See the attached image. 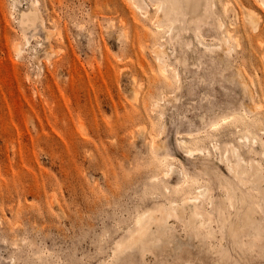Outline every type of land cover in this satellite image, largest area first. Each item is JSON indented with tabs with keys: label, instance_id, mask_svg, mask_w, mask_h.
<instances>
[{
	"label": "rangeland",
	"instance_id": "1",
	"mask_svg": "<svg viewBox=\"0 0 264 264\" xmlns=\"http://www.w3.org/2000/svg\"><path fill=\"white\" fill-rule=\"evenodd\" d=\"M14 1L0 0V264H122L133 256L140 264H264V182L240 183L231 151L236 145L264 175V46L251 39L245 20L250 7L264 26V5L214 0L239 36L229 45L233 66L223 73L200 61V40L219 42L212 32H199L200 39L186 33L192 44L185 46L188 40L168 35L171 19L155 28L158 0H145V10L133 0ZM36 1L39 19L23 27L19 12ZM159 42L171 55L167 73L155 59ZM173 51L188 56L186 73ZM177 70L184 92L173 101ZM237 70L251 100L233 80ZM155 100L164 114L153 110ZM190 134L199 136L203 154L188 156L180 146ZM243 135L258 142L240 143ZM169 161L175 168L165 178ZM205 162L225 186L201 171ZM197 186L210 196L201 208L203 240L173 213L171 243L122 258L118 245L142 213L180 203L184 190L195 195Z\"/></svg>",
	"mask_w": 264,
	"mask_h": 264
},
{
	"label": "bare ground",
	"instance_id": "2",
	"mask_svg": "<svg viewBox=\"0 0 264 264\" xmlns=\"http://www.w3.org/2000/svg\"><path fill=\"white\" fill-rule=\"evenodd\" d=\"M135 6L139 10H145V0H133ZM160 5L155 14L150 17L152 24H154L158 31L162 29V20L163 18H169L172 20V24L170 29L167 30L168 35L173 42H186V45H191L189 39H186V33L192 32L196 39H200L199 32L205 34V31H210L212 33L211 36H215L218 39L217 44H210L200 40V45L203 46L202 55L200 61H208L212 64L218 65L221 67L222 72L226 68H230L229 66H233L230 61L232 58V48L229 47L230 42L232 39L238 40L239 36L232 33V28L227 27V22L223 18V16L219 13H216L214 8L216 7V3L214 0H158ZM262 5H264V0H259ZM17 2L16 0L14 1ZM38 1L33 2L30 7H27L26 10H20V23L24 27L26 25L34 24L35 21L37 22L40 17L37 10ZM231 2L227 1L225 4V10L229 11L228 6H230ZM147 5V4H146ZM246 8V16L245 20L250 30V35L252 36L251 39L256 40L260 47L264 46V26H261L259 22L258 13L256 10L250 7ZM212 20V21H211ZM192 40V39H191ZM252 40V41H254ZM251 41V42H252ZM18 42V41H17ZM16 42V44H18ZM192 42V41H191ZM256 43V45H257ZM15 44V45H16ZM254 44V42H253ZM20 44L17 46V51L20 53L21 49L19 48ZM255 45V44H254ZM255 45V46H256ZM16 47V46H15ZM256 48V47H255ZM154 54L156 61L161 66V71L163 73L168 72V66L171 65V55L167 49V46L163 43L159 42L154 46ZM189 49V47H188ZM261 49V48H260ZM259 49V50H260ZM23 51V50H22ZM184 51V50H182ZM264 51V50H263ZM262 51V52H263ZM186 52V51H185ZM263 59H264V53ZM262 57V56H261ZM173 58L184 68V73L187 72V65H188V56L184 52L177 53L173 51ZM207 58V60H204ZM231 60H230V59ZM259 60H261L259 58ZM263 61V60H261ZM181 71L177 70L173 75V81L175 82V91L176 94L165 95V98L169 96L168 99H173V101L179 100V95L183 94L184 89V81L182 82L181 78ZM186 71V72H185ZM238 71V70H237ZM238 74L240 75L239 71ZM243 75V74H241ZM241 75L238 81L233 79L235 83H238L240 87H242L243 94L248 95L250 100L252 99V93L249 90V86L247 82L241 80ZM166 76V75H165ZM164 76V77H165ZM167 78V77H165ZM243 78V77H242ZM185 80V78L183 79ZM186 84V83H185ZM251 93V94H250ZM179 94V95H178ZM172 95V97H171ZM167 99V98H166ZM168 100L167 102H170ZM248 112H252L254 106L251 104L245 105ZM262 105L258 103L257 108H261ZM152 108L159 109V111L164 114L166 112L165 107L160 105L159 101H154L152 103ZM177 111V110H176ZM179 111V110H178ZM180 112V111H179ZM199 136H191L183 137L179 139V144L184 148L185 152L188 156L194 155L195 153H204V149H201L198 146L200 142ZM239 142L243 144H256L258 142L257 137L251 138L249 135H243L239 137ZM192 146V144H194ZM151 146L156 151H158L161 146H159L155 139H152ZM232 155L235 158V165L237 167V175L240 178V183L245 185V180L247 179V183L251 185L252 188H260L262 182H264V175L261 172L260 167H255L252 163H246L244 158L240 155L239 149L236 145H231ZM209 155V152L208 154ZM262 155L264 156V149L262 150ZM227 161V168L231 172L233 171V167L231 164V160L228 156L225 157ZM167 160V158L165 159ZM259 163V161H258ZM175 168V163L169 161L165 169L163 170L162 176L165 178H169ZM201 171H204L207 175L215 177L217 182L221 185L225 186L224 179L220 174H218L217 170L208 162L201 163L200 165ZM182 172L184 170L182 169ZM225 185H224V184ZM229 189V193L236 197V187L229 184L226 186ZM183 187L182 189H184ZM166 190H169V187L165 186ZM208 187H201L197 186V194L193 195L190 190H184V197L182 198V202L177 203L174 202L170 206L159 205L156 208L151 210H147L142 213L137 219V227L134 231L131 232L130 237L128 240L123 242L121 245H118L117 249H121L120 253L122 255L123 252H134L143 254L147 248L155 247L161 242L171 243L173 241V234L171 230L172 227L169 226V218L172 216L173 213L177 215V217L183 219L185 222H188L189 225L192 226V234L197 238H201L202 240L205 238L204 235H201L200 228L205 226V222L203 221V213L201 208L204 206L203 198L206 197L208 194ZM210 196L207 195L206 198ZM232 199V196H231ZM231 201V200H230ZM229 201V202H230ZM212 204V200H210ZM119 252V251H118ZM128 252V253H129ZM130 254V253H129ZM133 254V255H135ZM139 255V254H138ZM131 256V255H130ZM141 256V255H139ZM123 258V255H122ZM133 258H135L133 256ZM132 258V259H133ZM120 259V258H119ZM125 259V258H124ZM130 259V261H124L122 264H140L135 259ZM139 259V258H138ZM121 262V261H120ZM142 263V262H141ZM110 264V263H109ZM112 264V263H111ZM186 264H195V263H186Z\"/></svg>",
	"mask_w": 264,
	"mask_h": 264
}]
</instances>
